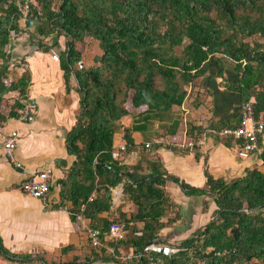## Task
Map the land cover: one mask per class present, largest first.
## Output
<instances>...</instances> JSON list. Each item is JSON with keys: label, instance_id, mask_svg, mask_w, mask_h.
<instances>
[{"label": "trees", "instance_id": "16d2710c", "mask_svg": "<svg viewBox=\"0 0 264 264\" xmlns=\"http://www.w3.org/2000/svg\"><path fill=\"white\" fill-rule=\"evenodd\" d=\"M36 2H31L22 27L18 1L0 0V104L11 91L25 95L31 79L27 71L10 85L4 81L13 66L8 58L12 31L36 32L38 49L44 51L58 46V37L65 35L61 67L69 92L72 77L78 82L80 107L77 122L66 136L68 153L75 160L59 184L61 202L72 204L74 219V212L83 211L95 222L100 213L111 210L112 190L123 184V193L136 210L129 215L121 205L111 220L98 224L109 229L115 221L126 222L127 237L114 243L116 246L132 244L147 257L163 258L165 264H264V171L259 167L232 180L216 179L206 170L209 193L219 208L218 217L197 237L180 246L213 250L191 259L152 248L153 240H162L160 231L166 222L161 218L176 206L165 187L168 181L179 183V178L164 176L160 163L147 160L154 173L131 180L128 172L142 169L139 164L143 160L129 165L113 155L118 131L124 132L128 153L136 147L134 132L154 130L156 120H160L166 134L181 139L180 120L172 121L170 115L174 107L195 95L199 80L210 72L212 59L221 83L239 93L241 102L253 99L257 119L264 120V0ZM52 36L56 40L49 44ZM88 40L97 41L101 52L95 55L93 64L79 66L84 52L81 45ZM229 66L236 72L235 78L227 76ZM22 107L20 97L13 100L8 116L0 107V120L18 118ZM126 116H134L130 126L122 122ZM202 134V126L193 123L185 129L188 140ZM196 155L199 156L197 152ZM261 157L264 161V150ZM182 186L188 187L189 194L207 192L186 183ZM95 190L97 196L90 200ZM139 221L144 222L142 227ZM139 231L141 234H137ZM101 251L108 254L105 249ZM0 253L23 261L37 258L12 253L1 236ZM145 256L129 264H149ZM89 260L76 257L59 264H87Z\"/></svg>", "mask_w": 264, "mask_h": 264}, {"label": "crops", "instance_id": "0c3cea01", "mask_svg": "<svg viewBox=\"0 0 264 264\" xmlns=\"http://www.w3.org/2000/svg\"><path fill=\"white\" fill-rule=\"evenodd\" d=\"M20 23L22 27L25 26L23 18ZM35 33L25 31L19 34L17 41L8 46V58L13 64L9 75L18 79L26 70L29 71L31 79L27 94L37 102L38 112L32 121H22L14 117L7 118L5 122L0 120V129L19 131L15 152L21 163V167L16 166L6 157L0 137V236L4 246L12 253L33 255L37 258L34 261H23L0 253V264H59L72 261L76 257L81 261L90 258L87 264H120L109 253L92 247L89 238L80 230L72 215V204L64 205L61 202L59 180L75 160V156L68 153L66 136L77 122L80 107L78 82L72 77V89L69 92L60 61V53L67 37L62 35L63 39L58 38V46L44 51L38 49V43L33 41ZM48 39L49 44L56 40L53 36ZM81 46L84 48V64H93L95 55L101 52L98 42L92 41ZM87 51L92 55V63H88L86 59ZM23 62L28 63L26 70L21 66ZM227 70L228 77H236L232 67ZM216 73L217 65L212 59L210 72L196 86L198 97L196 92L183 105L174 107L170 116L172 121L180 120V135L183 133L181 139L175 134H166L160 120H156L154 130L150 129L147 133L134 132L136 147L125 153L124 162L129 165H136L139 160H143V164H139L142 169L128 172L131 180L147 178L154 173L147 160L160 163L164 176L170 174L180 180L179 183L168 181L165 187L166 195L176 206L161 218L163 223L166 222L160 231L162 240L155 239L152 247L162 254L194 259L213 250L204 246H180L182 242L197 237L218 217L219 208L209 193L206 170L214 178L224 180L242 177L248 169L254 167L264 171L261 157L264 135L258 149L245 158L239 155V140L221 133L224 128L238 124L241 98L239 93L223 85ZM17 93L18 91H11L0 104L7 116L13 100L19 97ZM133 119L134 116H126L122 122L130 126ZM190 123L202 126V131L206 132L205 144L198 150L157 144L146 147V142L160 135H166L174 141H187L185 129ZM120 143H126L122 130L116 133L114 144ZM46 169H51V192L47 201L21 190L22 182L32 174ZM127 179L130 180L128 177ZM183 183L207 192L189 194L188 187L182 186ZM121 205H124L123 210L129 215L136 210L133 202L124 195L123 184L112 190L110 211L100 213L95 222L88 216L87 218L92 225L98 226L105 219L111 220ZM137 224L142 227L144 222L139 221ZM116 247L124 251L135 248L132 244Z\"/></svg>", "mask_w": 264, "mask_h": 264}, {"label": "built area", "instance_id": "2783aa9c", "mask_svg": "<svg viewBox=\"0 0 264 264\" xmlns=\"http://www.w3.org/2000/svg\"><path fill=\"white\" fill-rule=\"evenodd\" d=\"M18 5L22 10L23 19L26 20V16L29 12L31 2L35 3L36 0H17ZM37 3V2H36ZM19 34L15 31H12L11 34V42H14L18 38ZM84 61L79 63V66H82ZM25 68L28 67L27 62H23L21 64ZM14 79L8 75L4 78L6 84L10 85ZM19 97L21 102L23 103V107L18 109L19 112V120L22 121H32L37 112H38V104L34 100L30 98V96L26 93L25 95H21L20 92ZM17 93V94H18ZM13 97V96H11ZM239 118L240 122L235 127L224 128L221 133L224 135H233L236 139H240L239 143V155L241 157H249L252 153L258 149L259 147V138L264 135V120H258L256 117L254 100L242 101L239 105ZM19 136L18 130L4 131L0 129V137L4 144L5 155L6 157L12 161L16 166L21 167V163L17 160L16 157V145ZM206 141V132L194 139H189L187 141H174L170 137L166 135H160L155 137L153 140L146 142V147H151L154 144L168 146L172 148H200L205 144ZM127 150L126 143L114 144L113 155L116 160L120 162H124L125 160V151ZM51 169H46L44 171L37 172L32 174L28 179H26L21 184V190L31 196L40 198L44 201H47L51 192ZM97 196V191H93L90 200H94ZM75 220L78 223L80 230L86 234L89 238L90 243L93 248L105 249L107 253H109L115 260H117L120 264H128L131 262H139L142 261L145 256L142 251L134 248L130 251H124L118 249L114 243L124 240L127 236L128 230L126 222L124 221H115L113 222L109 229H104L99 226H94L88 220L87 216L83 211L74 212ZM137 234H141V232H137ZM223 252H217V254H223ZM147 257V256H145ZM150 261L149 264H165L163 258L149 256L147 257Z\"/></svg>", "mask_w": 264, "mask_h": 264}, {"label": "rangeland", "instance_id": "374dc122", "mask_svg": "<svg viewBox=\"0 0 264 264\" xmlns=\"http://www.w3.org/2000/svg\"><path fill=\"white\" fill-rule=\"evenodd\" d=\"M58 38H61V39H63V37H58ZM38 40H39V38H38V36H36L35 38H34V40L33 41H35V43L37 42L38 43ZM17 41V40H16ZM87 43H89V40L87 41ZM91 43V42H90ZM99 50V49H98ZM88 52L89 51H87L86 53H87V56H86V59H88V63H92V60H91V58H92V55H90V53L88 54ZM91 60V61H90ZM25 72H27V70L25 71ZM29 72V71H28ZM201 80V79H200ZM256 264L258 263V261H256L255 262Z\"/></svg>", "mask_w": 264, "mask_h": 264}, {"label": "water", "instance_id": "95a60500", "mask_svg": "<svg viewBox=\"0 0 264 264\" xmlns=\"http://www.w3.org/2000/svg\"><path fill=\"white\" fill-rule=\"evenodd\" d=\"M243 211H249L248 209H244ZM155 242V240H153V243Z\"/></svg>", "mask_w": 264, "mask_h": 264}]
</instances>
